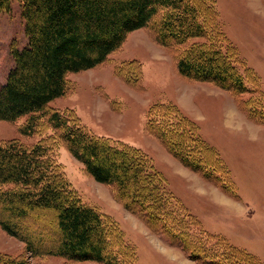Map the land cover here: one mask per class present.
<instances>
[{"label": "trees", "instance_id": "16d2710c", "mask_svg": "<svg viewBox=\"0 0 264 264\" xmlns=\"http://www.w3.org/2000/svg\"><path fill=\"white\" fill-rule=\"evenodd\" d=\"M17 1L27 42L23 47L11 44L13 65L0 85V121L23 118L18 132L39 138L30 144L18 138L0 141V226L22 240L29 254L0 251V264H32L29 256H58L71 264H138L117 222L85 203L71 185L57 160L61 146L89 176L110 186L126 209L188 257L200 264H262L252 253L202 229L167 189L144 150L97 136L72 108L50 105L66 93L69 74L100 65L130 32L145 28L172 53L180 76L227 90L250 119L264 124L263 93L223 32L215 0ZM12 2L0 0V13L10 12ZM113 71L128 86L141 85L136 60L122 61ZM245 93L253 95L242 99ZM144 129L187 168L236 195L221 155L177 104H149ZM43 211L55 229L49 243L20 231L22 220Z\"/></svg>", "mask_w": 264, "mask_h": 264}, {"label": "rangeland", "instance_id": "374dc122", "mask_svg": "<svg viewBox=\"0 0 264 264\" xmlns=\"http://www.w3.org/2000/svg\"><path fill=\"white\" fill-rule=\"evenodd\" d=\"M215 6L223 32L255 74L264 102V0H215ZM12 42L18 47L27 42L17 0H13L10 12L0 13V85L13 65ZM132 59L140 64L143 77L135 88L113 71L116 64ZM67 78L69 88L51 106L72 108L97 136L144 150L165 177L167 189L198 219L202 229L252 253L264 264V124L250 119L227 90L180 76L172 53L157 44L145 28L130 32L121 47L100 65ZM252 95L245 93L241 98ZM156 101L174 102L196 121L201 137L221 155L236 195L204 180L145 131L146 110ZM23 121H0V141H36L39 136L25 137L18 132ZM57 160L82 200L117 222L125 241L134 247L138 264H200L126 209L112 195L111 187L89 176L66 147L58 148ZM40 213L22 220L20 231L49 243L55 235L53 220L46 211ZM0 251L29 255L24 242L1 226ZM29 260L32 264H71L58 256H29Z\"/></svg>", "mask_w": 264, "mask_h": 264}, {"label": "crops", "instance_id": "0c3cea01", "mask_svg": "<svg viewBox=\"0 0 264 264\" xmlns=\"http://www.w3.org/2000/svg\"><path fill=\"white\" fill-rule=\"evenodd\" d=\"M223 197H225V196H223ZM225 199V198H224Z\"/></svg>", "mask_w": 264, "mask_h": 264}]
</instances>
